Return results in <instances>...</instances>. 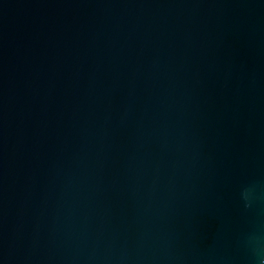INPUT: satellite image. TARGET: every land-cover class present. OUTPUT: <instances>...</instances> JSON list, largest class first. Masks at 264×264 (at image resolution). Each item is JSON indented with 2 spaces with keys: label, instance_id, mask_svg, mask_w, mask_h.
Instances as JSON below:
<instances>
[{
  "label": "water",
  "instance_id": "water-1",
  "mask_svg": "<svg viewBox=\"0 0 264 264\" xmlns=\"http://www.w3.org/2000/svg\"><path fill=\"white\" fill-rule=\"evenodd\" d=\"M0 264H264V0H0Z\"/></svg>",
  "mask_w": 264,
  "mask_h": 264
}]
</instances>
